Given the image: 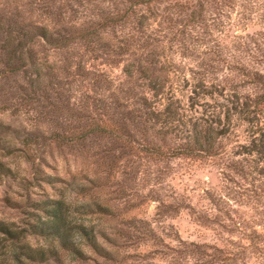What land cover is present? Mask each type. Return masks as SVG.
I'll list each match as a JSON object with an SVG mask.
<instances>
[{"label": "rangeland", "instance_id": "rangeland-1", "mask_svg": "<svg viewBox=\"0 0 264 264\" xmlns=\"http://www.w3.org/2000/svg\"><path fill=\"white\" fill-rule=\"evenodd\" d=\"M260 80L264 0H0V264H264Z\"/></svg>", "mask_w": 264, "mask_h": 264}, {"label": "trees", "instance_id": "trees-1", "mask_svg": "<svg viewBox=\"0 0 264 264\" xmlns=\"http://www.w3.org/2000/svg\"><path fill=\"white\" fill-rule=\"evenodd\" d=\"M34 35L40 37L42 40L55 44L58 40L55 35L51 33L44 25H36L34 26ZM29 37H31L30 33ZM126 74L129 75L130 70L128 67L125 69ZM264 85V80H260ZM260 99H264V91L258 94L257 96ZM94 128L100 131L109 132L115 136H119L122 132L120 128L115 125L113 122L106 120L100 121L94 125ZM193 143L199 144L198 139L196 136L193 137ZM193 146V145H192ZM193 148H196L193 146ZM181 151L178 152H185L183 150L190 151V147H185L184 149H178ZM46 178H51L50 175L45 174ZM39 208L45 210L46 217L44 219H38L36 221L28 223L26 230L31 233L40 234V235H51L56 236L60 242V244L70 249L74 252H79L78 248L75 245L74 240L71 238V230L77 231L88 240V242L94 247L97 248V245L92 237V234L89 232L87 227H84L81 224L75 223L70 225L67 222V210L65 205L63 204L62 199L55 198V199H46L42 200L38 203ZM0 230L5 233L12 234L11 236L17 237V231L11 230L6 225L0 222ZM52 249L50 247L42 248V247H31L26 243H20L16 245V249L13 251V254L18 259V256L21 254L30 259H43L47 254H52Z\"/></svg>", "mask_w": 264, "mask_h": 264}]
</instances>
